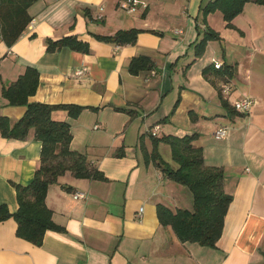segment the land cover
Segmentation results:
<instances>
[{"label": "crops", "instance_id": "crops-1", "mask_svg": "<svg viewBox=\"0 0 264 264\" xmlns=\"http://www.w3.org/2000/svg\"><path fill=\"white\" fill-rule=\"evenodd\" d=\"M120 1L36 0L20 39L11 47L0 39V114L11 125L25 116L27 107L10 105L2 92L35 68L39 86L29 102L85 107L77 118L61 109L52 118L71 125V150L107 179L69 171L50 186L46 204L65 231H48L41 246L17 237L14 219L0 223V264H264V6L247 3L227 27L220 11L203 17L210 0H140L148 7L134 14L122 11ZM133 28L141 30L135 44L93 37ZM207 29L220 40L196 57ZM71 35L90 52H47V39ZM141 56L152 66L132 74L130 64ZM217 64L230 66L232 76L221 75ZM244 99L255 100L245 114L233 108ZM157 125L158 138L196 134L206 165L224 170L233 201L216 249L182 243L159 221L158 204L176 211L192 209L193 201L147 161ZM223 127L227 137L217 140ZM166 146L159 145L160 155ZM41 151L34 129L24 140L0 134V204L11 213L19 209L15 185L33 181ZM77 193L86 199L76 200Z\"/></svg>", "mask_w": 264, "mask_h": 264}, {"label": "trees", "instance_id": "trees-1", "mask_svg": "<svg viewBox=\"0 0 264 264\" xmlns=\"http://www.w3.org/2000/svg\"><path fill=\"white\" fill-rule=\"evenodd\" d=\"M35 1L0 0V39L7 46H13L32 21L28 10ZM247 3L264 6V0H210L202 8L203 17L206 19L210 14L220 11L227 27H232V21L242 13ZM140 33L141 30L133 28L118 31L110 36L93 35V37L99 42L124 46L135 44ZM159 34L162 35V33ZM214 40H220L219 34L211 29L205 30L202 38L195 45V56H202L208 42ZM46 45L49 53L63 49L84 54L90 52V45L74 35L59 40L47 39ZM151 66L148 58L137 57L130 64V72L138 74ZM211 68H206L204 72L207 73ZM216 68L221 75L232 76L230 66L224 67L222 64L220 68ZM38 86V71L27 67L26 72L2 92L10 105L25 106L27 112L14 125H11L9 118L0 114L1 136L24 140L29 131L34 129L37 140L42 143V151L40 166L33 181L27 186L15 185L19 204L17 212L11 213L6 204H0V223L14 219L17 223V237L41 246L48 231H65L53 221V212L46 204L50 186L57 183L59 177L69 171L79 179L100 181L107 179L104 173L92 166L83 154L71 150V125L66 121H57L52 118V113L60 109L67 111L69 117L77 118L86 108L71 104L30 103L29 97L36 93ZM196 137V134L183 137L152 136L153 149L147 161H152L168 179L184 186L192 195V209L173 211L163 204H158L157 215L161 225L170 226L182 243H196L216 249L223 234L225 217L233 196L225 191L224 170L206 165L203 149L194 145ZM161 143L169 145L172 160L178 168H172L162 159L158 150Z\"/></svg>", "mask_w": 264, "mask_h": 264}, {"label": "built area", "instance_id": "built-area-1", "mask_svg": "<svg viewBox=\"0 0 264 264\" xmlns=\"http://www.w3.org/2000/svg\"><path fill=\"white\" fill-rule=\"evenodd\" d=\"M140 7H142L143 9H146L148 7V5L145 2H142L140 0H121L119 3V8L126 12L127 14H134ZM103 8H101L102 10ZM100 18H103V16H100ZM177 34H182V30H176ZM216 67L220 68L221 65L217 64ZM87 71L86 68H83L81 70H77L75 72V74L77 76H81L83 75L85 72ZM231 90V86L227 85L224 88V93L228 94ZM255 104V100L253 99H244L240 102H236L233 105V108L235 111L240 112V113H249L251 111V108L253 107V105ZM161 126L157 125L155 126L153 129L150 130V134L151 136H158V133L161 131ZM227 133H228V129L223 127L218 129L215 132V138L217 140H223L227 137ZM74 198L76 200H85L86 199V195L84 193H77L74 195ZM142 212V210H141Z\"/></svg>", "mask_w": 264, "mask_h": 264}, {"label": "rangeland", "instance_id": "rangeland-1", "mask_svg": "<svg viewBox=\"0 0 264 264\" xmlns=\"http://www.w3.org/2000/svg\"><path fill=\"white\" fill-rule=\"evenodd\" d=\"M155 74V73H153ZM163 159L171 165L172 168H178L177 164L172 160L171 148L169 146L163 147L161 151ZM187 192L191 195L190 191L186 188Z\"/></svg>", "mask_w": 264, "mask_h": 264}]
</instances>
